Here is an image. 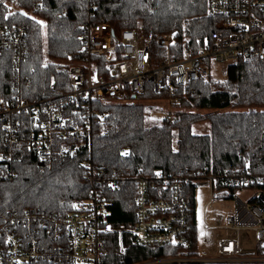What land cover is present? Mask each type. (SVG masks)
<instances>
[{
	"label": "trees",
	"instance_id": "16d2710c",
	"mask_svg": "<svg viewBox=\"0 0 264 264\" xmlns=\"http://www.w3.org/2000/svg\"><path fill=\"white\" fill-rule=\"evenodd\" d=\"M16 10H11V5ZM209 0H7L0 4V29L26 28V57L22 63L20 84L29 99L70 90L68 61L80 58V38L86 29L99 22L108 23L115 32V44L122 31L133 29L145 37L154 53L163 54L157 36L175 33L172 57L178 60L185 52H194L213 30L208 13ZM44 23V24H43ZM44 26L47 30L45 52ZM120 47V46H118ZM119 56L122 57L119 49ZM12 56H0V100L13 92ZM105 80L112 77L104 59H94ZM167 93L147 86L144 95L133 102L116 103L96 100L91 109L96 117H85L81 105H69L66 114H75L77 124L91 122V132L72 136L69 144L87 145L51 166L41 168L38 156L20 153L11 163L13 177L0 169V219L28 212L68 214L91 198L95 187L87 180V161L105 170L102 191L107 196L108 222L113 226L133 225L135 181L156 170L177 176L181 181L195 180L207 168L209 175L233 173L250 163L264 173V61H238L226 68L223 80L214 77L208 83L198 81L178 88L179 98L173 120L147 126V106L138 100H168ZM209 122V134L196 135L193 126ZM5 135L0 130V143ZM34 157V158H33ZM46 165V164H45ZM192 236L194 245L184 250L171 245L143 246L129 234H123L125 252H120L119 235H105L106 256L103 264H140L173 257H199L197 220L192 194ZM46 243L56 245L47 234ZM44 261L39 264H66ZM184 264V263H169ZM198 264V263H186Z\"/></svg>",
	"mask_w": 264,
	"mask_h": 264
},
{
	"label": "built area",
	"instance_id": "2783aa9c",
	"mask_svg": "<svg viewBox=\"0 0 264 264\" xmlns=\"http://www.w3.org/2000/svg\"><path fill=\"white\" fill-rule=\"evenodd\" d=\"M212 32L194 52H185L178 60L172 57L176 46L175 33L157 36L156 43L163 54L154 53L145 37L138 31L121 32L118 44L116 34L105 22L90 25L87 35L80 38V58L70 57V90L57 92L50 86L51 95L29 99L20 84L22 63L26 57V28L0 29V56H12L13 94L0 100V130L5 135L0 143V169L6 177H13L11 163L16 155L38 156L41 168L67 158L87 143L82 141L65 147L72 136L91 132V122L77 124L75 114H66L67 107L79 104L83 115L96 117L90 105L96 100L116 103L133 102V96L144 95L151 84L157 93H167V102L179 104L173 97L178 88L214 77V65L229 66L240 60L264 61V0H209ZM120 46V47H118ZM119 49L122 57L119 56ZM94 59L106 61L105 71L112 77L105 80ZM173 111V110H172ZM170 111L166 119L173 120ZM46 164V165H45ZM87 180L95 187L91 198L68 214L25 215L0 219V264H39L49 261L66 264H103L106 256L105 235H119L120 252H125L123 234L129 233L143 246L171 245L191 250L192 194L196 210V190L199 185L210 186L214 200H232L234 212L222 223L211 224L204 215L205 228L226 229L237 236L220 238L214 255L173 257L140 264L198 263V264H264V173L250 163L233 173L209 175L206 168L192 190L191 178L181 181L177 176L156 170L150 176L135 181L133 225L113 226L108 222L110 204L102 191L106 182L105 170L94 167L90 161ZM2 173V172H0ZM199 250V224L197 219ZM254 232L255 242L244 248L240 234ZM48 235L56 245L46 243Z\"/></svg>",
	"mask_w": 264,
	"mask_h": 264
},
{
	"label": "rangeland",
	"instance_id": "374dc122",
	"mask_svg": "<svg viewBox=\"0 0 264 264\" xmlns=\"http://www.w3.org/2000/svg\"><path fill=\"white\" fill-rule=\"evenodd\" d=\"M11 10H16L13 4ZM44 24V23H43ZM45 36V52L47 51V30L44 26ZM214 79L223 80L226 76V66L214 65ZM143 102L147 106V126H157L163 123L170 111L173 113L178 111L179 106L170 104L169 102L161 99H147L138 100ZM176 104V103H174ZM210 124L205 121L193 126V133L196 135L209 134ZM211 197L210 186L206 184L199 185L196 190V212L199 224V251L204 256L214 255L217 252V244L220 238L231 236H237L226 229L205 228L204 215L209 219L211 224L222 223L227 215L234 212V202L232 200H214L211 204H208ZM244 248H248L255 242V233L243 231L240 235Z\"/></svg>",
	"mask_w": 264,
	"mask_h": 264
},
{
	"label": "crops",
	"instance_id": "0c3cea01",
	"mask_svg": "<svg viewBox=\"0 0 264 264\" xmlns=\"http://www.w3.org/2000/svg\"><path fill=\"white\" fill-rule=\"evenodd\" d=\"M5 1H7V0H0V4L3 3V2H5Z\"/></svg>",
	"mask_w": 264,
	"mask_h": 264
},
{
	"label": "water",
	"instance_id": "95a60500",
	"mask_svg": "<svg viewBox=\"0 0 264 264\" xmlns=\"http://www.w3.org/2000/svg\"><path fill=\"white\" fill-rule=\"evenodd\" d=\"M133 99H136V96H133Z\"/></svg>",
	"mask_w": 264,
	"mask_h": 264
},
{
	"label": "bare ground",
	"instance_id": "6f19581e",
	"mask_svg": "<svg viewBox=\"0 0 264 264\" xmlns=\"http://www.w3.org/2000/svg\"><path fill=\"white\" fill-rule=\"evenodd\" d=\"M34 158V157H33Z\"/></svg>",
	"mask_w": 264,
	"mask_h": 264
}]
</instances>
